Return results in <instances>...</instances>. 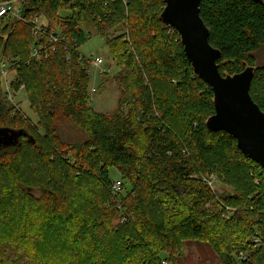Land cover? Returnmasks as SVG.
Instances as JSON below:
<instances>
[{
  "label": "trees",
  "instance_id": "16d2710c",
  "mask_svg": "<svg viewBox=\"0 0 264 264\" xmlns=\"http://www.w3.org/2000/svg\"><path fill=\"white\" fill-rule=\"evenodd\" d=\"M164 6L163 0H22L21 18H0V64L15 69L12 91L24 85L38 116L34 122L9 100L0 80V129L17 132L0 133V264H163L162 252L176 264L172 253L181 254L183 242L214 237L226 242V264L262 263L264 169L229 132L207 127L212 88L195 73L178 31L160 19ZM200 13L221 50L222 74L259 66L250 93L264 110V59L257 58L264 5L202 0ZM85 21L103 38L122 21L129 30L106 40L122 90L112 113L88 104L90 65L80 52L89 37ZM40 47L47 56L32 55ZM67 122L86 136L72 139ZM204 173L231 192L217 195L199 177ZM91 180L97 187L87 185ZM30 187L42 195L33 197ZM208 202L218 211L239 205L241 212L228 219ZM247 225L259 227L261 241L249 238L238 247ZM13 247L22 254L12 255Z\"/></svg>",
  "mask_w": 264,
  "mask_h": 264
},
{
  "label": "water",
  "instance_id": "95a60500",
  "mask_svg": "<svg viewBox=\"0 0 264 264\" xmlns=\"http://www.w3.org/2000/svg\"><path fill=\"white\" fill-rule=\"evenodd\" d=\"M163 1L165 6L160 19L178 31L195 73L212 88L215 110L206 120L207 127L229 132L243 154L264 169V110L250 93L259 66L247 65L241 72L222 74L218 64L222 53L210 42V29L200 13L202 0ZM255 1L264 5V0ZM1 132H5V136L17 133L10 129H0Z\"/></svg>",
  "mask_w": 264,
  "mask_h": 264
},
{
  "label": "rangeland",
  "instance_id": "374dc122",
  "mask_svg": "<svg viewBox=\"0 0 264 264\" xmlns=\"http://www.w3.org/2000/svg\"><path fill=\"white\" fill-rule=\"evenodd\" d=\"M120 24H121L120 27L111 29L109 31L108 36L103 38L96 31V29L94 28L91 22L89 21L84 22V29L86 33L89 34V37L80 46V52H81V55L87 60V62L90 65V68L88 71L90 79L87 84V91L89 94L88 104L94 110L103 112V113H112L118 108L119 101H120L119 98L122 92L120 84L117 81V77H118L117 74L119 71V67L116 64V60L113 58V55L111 54L108 46L106 45L107 38L118 36L124 31L127 32L128 28L124 27V22L122 21ZM95 56H102L104 58V65L109 67L110 69V71L107 74L101 73L98 68L93 67V65H91L89 60ZM257 58H258V61H260V59L262 58L264 59V49L257 53ZM0 72H1V65H0ZM14 74H15L14 71L11 73L10 72L8 73L9 80L13 78ZM3 86H5V84H3ZM93 88H95V92H92ZM25 89L26 88L24 87L19 88V90L17 91L14 97L15 102L18 103L19 107L21 108V110L24 112L25 115L31 118L34 122H37L38 116L31 106L29 96ZM67 128H68V135L74 140H81L86 136L84 131L74 126L72 122H67ZM34 132L38 134L36 131ZM35 159L36 157L32 156V160L34 161ZM40 170H41L40 167L37 166L36 172L38 173V171ZM111 175L113 178H116V179L121 178L118 175L116 169H112ZM199 177L203 180L204 183L212 184L213 182V188H214L213 190L217 192V195L220 194V195L225 196L228 192H231V187H229L224 181L220 180L216 176H215L216 178L213 180H210L208 174H205V173L199 174ZM95 182L96 181L91 180L89 183H87V185L90 186L91 188L95 186L97 187V184ZM29 189H30V192L33 194V197H40V195H42V189L40 187H30ZM129 199H130L129 197H126L127 202H130ZM212 203L213 202H208L206 204V207L208 209H211V211L215 210L217 213L221 211L223 216L228 217V219H231V216L234 212H237V211L241 212L240 211L241 209L238 207L239 205L235 206L233 204H229L223 208L219 207V211H218L217 207L215 206L216 204L213 205ZM216 218L217 216L213 217V219H216ZM47 220L52 221L53 218L49 217L47 218ZM247 226H248L247 230L243 231L241 238L237 240V242H235V244L238 247L244 246L249 241L248 240L249 238L253 243L259 244V242L261 241V232L259 230V227L257 225L255 227H251L249 225ZM51 237H54V234L52 232L48 235L47 239L45 238V240L48 241L49 238ZM222 239L223 238H220V237L219 238L214 237L215 242L209 239L187 240L183 242L182 244L181 254H177L176 252H174L172 253V258L176 260L175 261L176 264H226L225 250L228 248L227 246H225L226 242L223 241ZM261 246L264 247L262 243H261ZM41 248L45 250L44 245H42ZM239 249L237 250L239 258L241 256L246 257L245 253L240 251ZM10 252L13 253L12 255L15 256L18 252L22 254L23 251L22 249L15 250V248L13 247L12 250L10 249ZM161 256L164 257L165 259L168 258L171 262V256L167 254L166 252H162ZM253 259L254 258H252V260ZM263 261H264V257L261 261L262 262L261 264H264Z\"/></svg>",
  "mask_w": 264,
  "mask_h": 264
},
{
  "label": "built area",
  "instance_id": "2783aa9c",
  "mask_svg": "<svg viewBox=\"0 0 264 264\" xmlns=\"http://www.w3.org/2000/svg\"><path fill=\"white\" fill-rule=\"evenodd\" d=\"M21 3L22 0H0V18H2L5 15H13L15 17H19L21 18ZM32 24L35 28V32L41 31L42 30V19L40 17H36L32 20ZM51 41L53 43L58 42L59 37L57 34L52 33L51 36ZM40 51L34 50L32 55L36 56V57H40L41 54H45V56L48 55V48H44V47H40L39 48ZM52 50H55V46L52 45ZM91 65H93V67H96L99 69V71L101 73H105L107 74L110 69L109 67L104 65V58L102 56H95L93 58H91L90 60ZM1 72H0V80L2 82V84H5V86H3L4 90L6 91L7 94V98L13 102H15V95L14 92L12 91L11 88V80L14 79V76L11 80H9L8 78V73L10 72H15V69H12L9 64L2 62L1 64ZM8 67V68H7ZM15 75V74H14ZM24 85H21L20 88H23ZM92 92H95V88L92 89ZM215 175H211L209 176L210 180L215 179ZM263 181V179H262ZM255 182L257 184H260V180L259 178L255 179ZM211 185V187H213V182L208 183ZM113 188L115 191H120L122 190V181L121 179H117L114 182ZM242 258H245V256H242ZM163 264H169V262L166 259L162 260Z\"/></svg>",
  "mask_w": 264,
  "mask_h": 264
}]
</instances>
